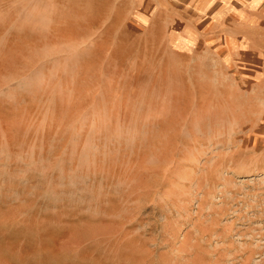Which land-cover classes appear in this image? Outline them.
Instances as JSON below:
<instances>
[{
    "label": "rangeland",
    "instance_id": "374dc122",
    "mask_svg": "<svg viewBox=\"0 0 264 264\" xmlns=\"http://www.w3.org/2000/svg\"><path fill=\"white\" fill-rule=\"evenodd\" d=\"M0 264H264V0H0Z\"/></svg>",
    "mask_w": 264,
    "mask_h": 264
}]
</instances>
